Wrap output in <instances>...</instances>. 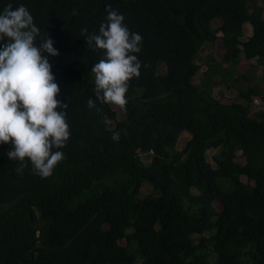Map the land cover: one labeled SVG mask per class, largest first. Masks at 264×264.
Instances as JSON below:
<instances>
[{"label": "trees", "instance_id": "16d2710c", "mask_svg": "<svg viewBox=\"0 0 264 264\" xmlns=\"http://www.w3.org/2000/svg\"><path fill=\"white\" fill-rule=\"evenodd\" d=\"M9 3L25 5L54 41L49 61L71 136L46 179L30 164L18 174L10 145H0V264H264L258 0H0V11ZM108 5L143 37L141 75L120 114L87 107L103 53L81 30L98 32ZM217 40L233 60L208 61L200 74L201 50ZM242 58L254 61L243 72ZM220 85L237 91L233 100L216 97Z\"/></svg>", "mask_w": 264, "mask_h": 264}, {"label": "clouds", "instance_id": "9594fccd", "mask_svg": "<svg viewBox=\"0 0 264 264\" xmlns=\"http://www.w3.org/2000/svg\"><path fill=\"white\" fill-rule=\"evenodd\" d=\"M98 32L81 30L86 44L103 53L92 67L95 99L87 107L101 112L99 105L126 110L130 82L141 75L143 37L132 32L125 16L111 5ZM37 38L40 44L35 43ZM54 41L47 32L41 34L28 8L9 3L0 11V145L8 144L6 155L17 162V173L31 165L41 179L53 175L65 159L63 149L71 136L67 122L68 104L57 99L59 85L52 73L50 56H58ZM108 123V117H104ZM119 141L116 132L111 137Z\"/></svg>", "mask_w": 264, "mask_h": 264}, {"label": "rangeland", "instance_id": "374dc122", "mask_svg": "<svg viewBox=\"0 0 264 264\" xmlns=\"http://www.w3.org/2000/svg\"><path fill=\"white\" fill-rule=\"evenodd\" d=\"M258 6L263 7V14H264V0H258ZM217 24H218V22H217ZM244 29H245V36L243 37V39L247 35H249L251 33V31H252L251 25L248 24V23L245 25ZM225 53H226V49L224 48V46L222 45L220 40H217L213 44H209V43L206 44L203 47V49L201 50L200 56L198 58V62L201 63L200 74L202 73L203 70L206 69L208 61L218 62V63H221L224 67H227L229 62L233 60V57L232 56H230V57L227 56V58L224 59L223 57H224ZM208 55L213 56V60H209L208 59ZM252 63H254L253 60L242 58L241 61L238 64V70L243 72L246 69H249V67H250V65ZM256 74H257V76H261L262 75V69L259 68L257 70ZM195 80L198 81V78H196ZM259 83L262 85V88L264 89V79H262V81H260ZM214 92H215L216 97L220 98L222 101H231V100L234 99V97L237 94L236 90L225 88L224 85L216 86L214 88ZM240 100H242V99H240ZM252 103L254 105V108L258 109V108H262L263 107V101L259 97L253 98V102ZM242 105L244 107L245 104H242ZM115 108L117 110H119V114H120V109L118 107H115ZM188 136L189 135H188V133L186 131L181 133L179 141H178V147H181L184 144V142L186 141ZM208 158L210 160H212L211 159V155H209ZM149 191H150V187L148 185H145L143 187L142 194H146ZM215 204H216V206L218 208H220L221 203L219 201H216Z\"/></svg>", "mask_w": 264, "mask_h": 264}]
</instances>
